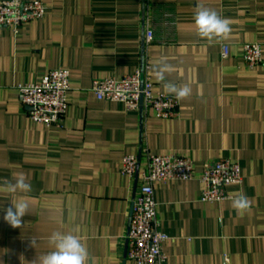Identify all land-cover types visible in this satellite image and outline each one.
Returning a JSON list of instances; mask_svg holds the SVG:
<instances>
[{
	"label": "crops",
	"instance_id": "0c3cea01",
	"mask_svg": "<svg viewBox=\"0 0 264 264\" xmlns=\"http://www.w3.org/2000/svg\"><path fill=\"white\" fill-rule=\"evenodd\" d=\"M42 1L44 17L0 29V264H33L53 250L57 231L80 238L88 264H135L126 257L135 179L121 167L125 155L147 153L194 162L191 179L154 183L169 264H264V63L243 58L249 42L264 56V0ZM201 7L229 21L226 39L197 35ZM162 63L166 81L192 90L178 117L128 110L91 90L94 79L146 66L166 92L156 75ZM56 68L70 72L69 107L63 125L48 126L30 117L19 85ZM219 158L240 164L242 182L227 186L228 199L202 201L199 175ZM20 175L31 191L10 193L5 183ZM241 194L250 206L238 213L232 202ZM20 201L28 211L12 228L3 209Z\"/></svg>",
	"mask_w": 264,
	"mask_h": 264
},
{
	"label": "built area",
	"instance_id": "2783aa9c",
	"mask_svg": "<svg viewBox=\"0 0 264 264\" xmlns=\"http://www.w3.org/2000/svg\"><path fill=\"white\" fill-rule=\"evenodd\" d=\"M45 12L46 4L42 0H0V29L10 28L17 32L25 23L44 17ZM153 36V30L148 28L145 43H151ZM229 53V44L222 43L223 58ZM243 58L251 67L264 63L261 44L244 43ZM70 89V72L65 68L51 69L39 81L19 85L30 117L48 126L63 125ZM91 90L98 99L119 102L128 110L140 109L145 114L152 111L161 118L178 117L180 114V101L174 95L155 90L146 66L120 78L94 79ZM121 172L134 179L138 173L126 235V257L135 264H169L164 245L171 237L161 228L154 183L191 179L194 176L192 157L179 153H147L143 158L138 154H128L124 156ZM199 178L204 183L202 201L228 199L231 195L227 186L242 182L241 166L229 158L215 159L204 164Z\"/></svg>",
	"mask_w": 264,
	"mask_h": 264
},
{
	"label": "clouds",
	"instance_id": "9594fccd",
	"mask_svg": "<svg viewBox=\"0 0 264 264\" xmlns=\"http://www.w3.org/2000/svg\"><path fill=\"white\" fill-rule=\"evenodd\" d=\"M193 20L197 35L207 39L209 44L226 39L231 32L229 21L221 18L215 10L198 8L194 13ZM169 70L170 65L162 63L156 72L158 80L163 82L165 91L174 95L177 101L188 98L191 95V87L187 84L177 85L174 82L166 81L165 74ZM5 187L10 193L31 191V185L26 182L23 175H20L15 183L6 182ZM249 206L248 197L244 194L232 202V207L238 213L244 212ZM27 211L28 204L26 202L11 203V206L3 209V220L12 228H20ZM49 244L53 250L37 258L33 264H88L87 248L78 236L72 233L53 232L49 237Z\"/></svg>",
	"mask_w": 264,
	"mask_h": 264
},
{
	"label": "water",
	"instance_id": "95a60500",
	"mask_svg": "<svg viewBox=\"0 0 264 264\" xmlns=\"http://www.w3.org/2000/svg\"><path fill=\"white\" fill-rule=\"evenodd\" d=\"M137 182H138V173L136 175V179H135V193H134V196L136 194V185H137ZM127 247V246H126ZM127 250V249H126Z\"/></svg>",
	"mask_w": 264,
	"mask_h": 264
}]
</instances>
